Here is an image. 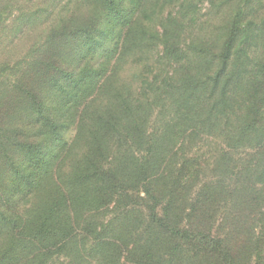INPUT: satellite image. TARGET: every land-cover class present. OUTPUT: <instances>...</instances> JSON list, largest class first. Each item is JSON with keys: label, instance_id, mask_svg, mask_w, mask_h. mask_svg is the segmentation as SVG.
<instances>
[{"label": "trees", "instance_id": "trees-1", "mask_svg": "<svg viewBox=\"0 0 264 264\" xmlns=\"http://www.w3.org/2000/svg\"><path fill=\"white\" fill-rule=\"evenodd\" d=\"M205 1L68 0L0 63V264H264V17Z\"/></svg>", "mask_w": 264, "mask_h": 264}, {"label": "rangeland", "instance_id": "rangeland-1", "mask_svg": "<svg viewBox=\"0 0 264 264\" xmlns=\"http://www.w3.org/2000/svg\"><path fill=\"white\" fill-rule=\"evenodd\" d=\"M256 19L264 17V0H256ZM68 0H0V9L8 8V17L0 25V63L14 65L20 62L26 54L34 47L40 45L49 29L65 16V6H71ZM210 0H206L201 5L198 15L200 29H196L192 35H208L212 28L216 26L219 19L216 18ZM7 11V10H5ZM169 10L165 11V14ZM7 13V12H5ZM228 9L220 10L219 16L224 17ZM124 77L130 84L136 87L135 72L132 68H124ZM74 132L68 133L66 139H71ZM210 145L206 143L200 145L199 149L190 152L203 154L204 159L208 158L204 154L208 153ZM212 151H209V154ZM209 156V155H208Z\"/></svg>", "mask_w": 264, "mask_h": 264}]
</instances>
